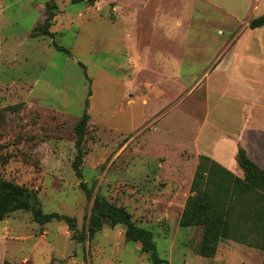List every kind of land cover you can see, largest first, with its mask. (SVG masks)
I'll return each mask as SVG.
<instances>
[{"label": "rangeland", "instance_id": "374dc122", "mask_svg": "<svg viewBox=\"0 0 264 264\" xmlns=\"http://www.w3.org/2000/svg\"><path fill=\"white\" fill-rule=\"evenodd\" d=\"M127 1L57 0L53 38H32L48 0H0V110L22 106L0 125V178L36 191L45 213L74 217L81 231L105 196L153 233L168 264H264V251L227 239L201 256L203 226H180L195 159L162 162L163 145L197 144L227 165L220 156L243 133L263 165L264 26L249 24L264 0ZM124 233L105 225L77 243L64 222L17 211L0 223V264H154Z\"/></svg>", "mask_w": 264, "mask_h": 264}, {"label": "trees", "instance_id": "16d2710c", "mask_svg": "<svg viewBox=\"0 0 264 264\" xmlns=\"http://www.w3.org/2000/svg\"><path fill=\"white\" fill-rule=\"evenodd\" d=\"M99 0H72L74 4L94 5ZM57 0H48L44 9V18L32 30V38L52 37L51 27L55 22ZM264 26V14L253 19L249 28L252 30ZM56 46V43L54 42ZM62 49L61 47H57ZM83 67V66H82ZM21 105L0 110V125L5 121V112H19ZM90 116L84 113L78 122V154L73 163L80 173L84 152L82 142ZM236 161L243 172L240 177L215 160L200 156L191 183V196L186 201L180 220L181 227L203 226L204 233L199 248L203 257H213L218 249L219 240L227 239L239 244L264 251V165H258L243 147L238 148ZM87 197L92 191L86 183H81ZM17 211H29L34 221L46 225L52 221L64 222L77 243L92 241L105 225L125 228V238L141 244V251L149 254L154 264H168L157 254L153 233L138 226L131 214L124 208L110 202L105 196L94 198L87 230L78 228L74 217L60 213H45L36 191L0 178V223ZM12 264V263H5Z\"/></svg>", "mask_w": 264, "mask_h": 264}, {"label": "crops", "instance_id": "0c3cea01", "mask_svg": "<svg viewBox=\"0 0 264 264\" xmlns=\"http://www.w3.org/2000/svg\"><path fill=\"white\" fill-rule=\"evenodd\" d=\"M131 1H136V2H138V4H139V6H141L140 4L141 3H143V2H147L148 0H130V1H127V2H131ZM144 3V4H145ZM128 6H130V5H128ZM162 76H165V74H161ZM155 116L156 115H160V114H162L161 116H164V114L166 115L167 113H166V111L164 112V110H155ZM156 126V125H155ZM154 126V127H155ZM201 129H202V127L199 129V133L201 132ZM246 130V129H245ZM244 130V131H245ZM228 138H230L229 136H228ZM233 143H234V148H232V146H231V155H230V157H229V159H227V158H225L224 156H220L221 158H222V160H223V162L225 163H227V165H223V164H221V163H219L218 161H216L215 159H214V157H209V158H211V159H213V160H215L216 162H218L219 164H221V165H223L224 167H226L227 169H229L230 171H232L233 173H235V174H237V170L235 169V167H236V165H234V166H232L233 165V163H235V158L237 157V152H238V148L239 147H243L244 149H246V151H247V153L249 154V156L258 164V165H260L253 157H252V155H251V153H250V151H249V149H248V147H247V144L244 142V135H243V133L237 138V140H235V142L233 141ZM163 150H164V152H168L169 154H165L166 155V158L164 159V160H162V162H164V163H173V162H176V161H179V162H189V161H194V159H195V161H194V163H196V164H198L197 162H199V157L200 156H204V155H202L201 153H200V151H199V148H198V146H197V144H195V147L193 148V149H187V150H180L182 153H180V151H177V149L176 148H172V146H168V144H165V145H163V148H162ZM162 154H164V153H162ZM171 154V155H170ZM185 156V158H182V157H184ZM208 157V156H207ZM172 158V159H171ZM157 159V158H156ZM221 162V161H220ZM236 163H237V161H236ZM263 165H264V162H263ZM263 165H260V166H263ZM197 166V165H196ZM233 167V168H232ZM237 167H238V164H237ZM166 170H170L171 169V166L170 165H168L166 168H165ZM169 189L170 188H167V190H168V193L169 194H171V190L169 191Z\"/></svg>", "mask_w": 264, "mask_h": 264}]
</instances>
